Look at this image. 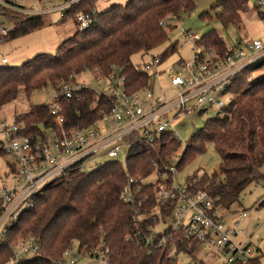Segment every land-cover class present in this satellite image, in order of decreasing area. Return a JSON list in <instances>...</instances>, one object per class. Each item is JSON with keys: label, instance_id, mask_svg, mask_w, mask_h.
Segmentation results:
<instances>
[{"label": "trees", "instance_id": "trees-1", "mask_svg": "<svg viewBox=\"0 0 264 264\" xmlns=\"http://www.w3.org/2000/svg\"><path fill=\"white\" fill-rule=\"evenodd\" d=\"M247 1L216 0L211 9H218L216 16L223 26L232 24L239 28ZM194 7L195 0H126L112 3L101 11L96 10L95 0H80L70 5L62 19L69 15L73 18L77 11H89L94 13L96 21L85 29H76L58 44L54 53L38 52L17 66L1 64L0 110L15 100L20 92L28 97L35 89L51 86L55 90L57 84L69 77L74 80L88 69L95 70L103 78L115 67L120 75H124L128 91L146 89L152 74L139 69L131 57L136 53H148L164 43L167 39L166 19H179L182 13L190 12ZM11 13V19L16 21L4 41L43 25L40 14ZM207 16L208 11L200 13V17ZM161 21H165V25H161ZM195 45L219 53L229 47L214 28L199 36ZM174 50L176 44L166 49L160 62ZM263 68L264 58L232 79L226 92L229 100L191 135L175 166L178 171L204 152L206 143H212L219 156L218 169L203 172L200 176L188 175L184 188L191 192L205 190L218 198L215 204L222 209L238 201L250 183L264 181V71L251 81L243 77L244 72ZM94 95L93 89L82 88L71 99L59 98L65 126L85 127L98 117L99 105L95 104ZM13 120L23 122V134L33 139H42L45 130L57 131L59 128L49 104L44 103L16 114ZM161 137V142L151 146L131 134L125 137L133 140L125 166L111 160L89 173H75L69 180L47 186L37 195L34 206L8 228L4 241L0 243V264L9 257V243L27 235L40 240V252L22 264H52L51 260L58 258L67 248L75 246L90 250L101 241L108 245L110 259L115 264H178L176 257L166 253L171 241L175 242L178 251L193 253L200 243L182 241L179 233L171 232L169 228L156 233L148 229L156 226L159 219L136 220L137 213L147 214L155 206L151 183L142 184L136 197L140 203L134 207L120 198L128 174L146 177L153 172L155 165L160 171H166L165 166L170 164L181 143L168 135ZM168 212L166 208L160 219L162 222ZM135 233L152 235L154 242L144 246ZM162 233L169 238L163 246L158 243Z\"/></svg>", "mask_w": 264, "mask_h": 264}, {"label": "built area", "instance_id": "built-area-1", "mask_svg": "<svg viewBox=\"0 0 264 264\" xmlns=\"http://www.w3.org/2000/svg\"><path fill=\"white\" fill-rule=\"evenodd\" d=\"M79 1L65 0L52 10L59 11L63 16L70 5ZM254 2L257 7L264 3L263 0ZM2 8L27 15H41L51 11L38 8L37 3L22 7L17 0H0V10ZM73 21L76 29L82 30L92 25L96 18L89 11H77L73 15ZM160 24L165 25V21ZM12 28L13 26L6 30L0 27V41ZM187 35L190 41L195 42L198 38L191 33ZM263 58L264 34L262 38L229 46L223 53L199 47L192 60L179 62L184 74L170 75L169 83L174 91L169 96L156 95L148 87L142 91H128L124 75H120L115 67L103 77L105 83L97 90L77 78L72 80L69 77L67 81L57 84L53 103L49 104L59 128L57 131L48 129L42 139H33L23 134V122L0 118V153L14 157V161L9 163L10 183L0 184V243L4 241L8 228L17 222L23 212L34 206L37 195L47 186L69 180L75 173L93 171L103 164L98 161L100 156L116 158L122 147H127L126 160L133 140L125 137L136 134L137 139L145 140L151 146L161 142L163 135L180 142V135L175 129L176 123L195 112L223 106L225 102L222 96L226 94L232 79ZM0 62L6 63L7 59L1 57ZM159 62L160 57L153 54L147 66ZM82 88L94 90L95 104L99 105L98 117L85 127L65 126L58 100L60 97L71 99ZM172 159L165 166L166 171H160L153 163L155 168L146 177L127 175L120 190V198L133 207L140 203L136 201V197L142 190V184L153 185L155 206L147 214L137 213L136 220L141 221L147 217H151L153 221L159 219L156 226L148 227L151 232H162L169 228L171 232L179 233L182 241L209 245L224 258L223 264H262L264 251L251 243L234 240L239 233V222L246 217L247 212H240L238 221L227 224L220 213L222 208L215 204L217 197H212L205 190L186 191L184 183L180 186L175 183L177 162L174 164ZM150 175H154V179L147 181L146 178ZM166 208L169 212L162 222L160 219ZM135 236L140 238L144 246L154 242L152 235L135 233ZM168 240L162 233L158 243L163 246ZM40 246L37 237L20 236L9 243V257L1 264H22L24 260L38 255ZM176 252V244L171 241L166 253L173 256ZM51 261L52 264H115L110 259L109 247L105 241L90 250L75 246L67 248ZM190 264L205 263L194 261Z\"/></svg>", "mask_w": 264, "mask_h": 264}, {"label": "rangeland", "instance_id": "rangeland-1", "mask_svg": "<svg viewBox=\"0 0 264 264\" xmlns=\"http://www.w3.org/2000/svg\"><path fill=\"white\" fill-rule=\"evenodd\" d=\"M64 1L17 0L18 4L23 7H30L34 3H37L38 8L51 11L41 14L43 17V25L38 29L5 41V35L1 38L0 58L5 57L7 59L8 62L5 64L17 66L38 52L54 53L58 44L74 33L76 26L72 16L69 15L62 19L59 11L52 10ZM125 1L95 0V8L97 11H101L109 7L112 3H124ZM215 1L195 0V7L192 11L182 13L179 19L168 17L166 19L168 23L166 27V41L151 49L148 53H136L131 57L132 63L139 69L147 70L152 74L147 87L152 89L154 94L169 96L173 93V87L169 83L170 75L175 73L184 74L179 62L186 63L192 60L194 53L199 48V46L195 45L194 41L188 40L187 33L199 37L209 29L214 28L223 38L226 45L230 47L241 45L254 38H262L264 34V3L256 7L254 0H248L247 9L242 12L241 25L237 28L232 24L223 26L220 23L216 16L218 9H211V5ZM0 11L3 12V15H0V27L8 30L13 26L14 21H16L11 19V12L17 13L18 11L5 8H2ZM204 11H208L209 16L200 17V13ZM259 12L262 15H259ZM172 44H176V50L169 52L158 64L147 66L153 54L162 57V54ZM1 64L4 63L0 62ZM263 71L264 68L254 72H244L243 77L246 78V81H251ZM77 80L91 85L96 90L105 83L103 78H100L93 69H88L79 74ZM53 94L54 90L51 86L35 89L28 97L23 92H20L15 100L9 102L0 110V118L13 121L16 114L27 111L33 105L40 103L52 104L54 100ZM222 100L227 102L229 100V94H224ZM216 112V107H209L201 113L195 112L176 123L175 129L180 135L181 146L177 149L175 158L172 159L174 164L177 162L180 153L191 135L202 126L206 118L215 115ZM46 132L47 130H45ZM126 152L127 147H122L116 158H109L102 155L98 161L105 163L115 159L125 166ZM13 161L14 157L11 154L0 155V184L10 183L9 176L11 169L9 163ZM218 165V153L215 151L212 143H206L204 152L197 154L189 163L174 172L175 183L180 186L185 182L188 175L200 176L203 172L211 173L218 169ZM262 171L264 172V165ZM153 179L154 175L146 178L147 181H152ZM242 211L247 212V215L240 220L238 225L239 233L234 240L241 243H251L259 250L264 251V181L250 183L242 191L239 200L232 203L229 208L221 209L220 213L223 215L226 223L231 224L239 220L238 214ZM172 257H176L178 264H190L194 261H200L205 264L224 263L222 256L218 255L211 246L202 243L197 245L193 253L178 251ZM262 264H264V261Z\"/></svg>", "mask_w": 264, "mask_h": 264}, {"label": "crops", "instance_id": "crops-1", "mask_svg": "<svg viewBox=\"0 0 264 264\" xmlns=\"http://www.w3.org/2000/svg\"><path fill=\"white\" fill-rule=\"evenodd\" d=\"M8 62V61H7Z\"/></svg>", "mask_w": 264, "mask_h": 264}]
</instances>
